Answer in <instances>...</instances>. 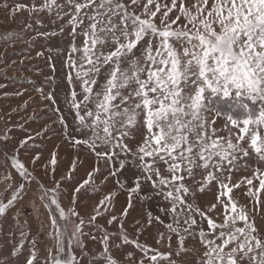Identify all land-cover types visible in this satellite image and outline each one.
I'll return each instance as SVG.
<instances>
[{
	"label": "snow or ice",
	"instance_id": "obj_1",
	"mask_svg": "<svg viewBox=\"0 0 264 264\" xmlns=\"http://www.w3.org/2000/svg\"><path fill=\"white\" fill-rule=\"evenodd\" d=\"M0 7L9 9L7 3ZM25 9L30 14H54L58 20L67 17L71 43L61 58L70 86L65 102L74 116L72 126L64 117L59 123L77 149L76 160L83 163L92 157L95 164L74 192L98 191L94 173L101 170L112 178L126 168L135 171L132 184L122 176L116 181L118 190L127 193V208L120 217L112 215L108 224L117 221L120 232L100 228V237L91 236L103 249L90 257L89 264H122L111 255L110 240L116 248L136 245L143 258L132 264L145 260L175 264L170 253L129 239L123 229V217L134 200L150 199L142 195L145 186L168 204L162 211L170 222L160 221L166 229L158 233L160 247L171 248L175 236L177 254L194 250L185 247L190 240L201 245L198 264H264V0H40L38 5L33 0L31 6L13 5L11 15ZM173 10L177 14L170 15ZM64 30L62 25L60 31ZM209 94L243 95L253 105L260 104L259 112L242 104L248 118H225L232 127L226 137H217V129L209 131L216 123L208 118L213 112L205 105ZM46 99L56 103L51 94ZM7 138L6 133L0 140ZM27 143V139L19 142L24 152ZM39 159L36 155L32 163ZM57 162L53 153V173ZM10 166L19 177L35 181L46 207L54 205L59 213L50 221L48 235L54 244L40 257L33 239L26 264H81L73 252L79 249L88 255L83 238L90 233L74 207L76 196H71L65 210L58 197L67 195L66 184L53 179L49 189L16 155ZM43 167L47 175L48 165ZM240 171L252 175L233 183V174ZM72 178L69 174L61 180ZM242 185H247L240 194L243 203L240 195L233 194ZM24 188L21 183L6 203L0 202V217L15 205ZM213 188L215 200L201 205L200 194ZM116 197V191L104 194L87 223L110 212ZM153 219L149 214V223ZM66 235L71 250L64 256ZM28 237L21 229L13 255L24 248Z\"/></svg>",
	"mask_w": 264,
	"mask_h": 264
},
{
	"label": "rangeland",
	"instance_id": "obj_2",
	"mask_svg": "<svg viewBox=\"0 0 264 264\" xmlns=\"http://www.w3.org/2000/svg\"><path fill=\"white\" fill-rule=\"evenodd\" d=\"M168 2L170 3V0ZM5 3L9 5V9L0 7V137H4L7 133L8 138L0 140V202L6 203L7 199L19 189L21 183L25 185V188L15 205L0 217V264H26V260L30 258V245L33 239L37 241V254L43 257L48 248L54 244L48 235L52 231L50 221L59 216L54 205L46 207L48 202L40 198L41 191L35 181L24 180L10 166L13 155L25 163L36 177L43 178L44 185L49 189L52 187L53 179L67 185V195L61 194L58 197L65 210L71 196H76L74 207L85 219V232L90 235L83 238L84 251L88 255H82L79 249H75L73 254L77 256L81 264H89L90 257L99 256L103 249L102 243L91 239V236L100 237V228L108 233L120 232V224L117 221H113L111 225L108 224L112 215L120 217L127 208V193L118 190L116 181L122 176L126 178L129 185L132 184L135 171H129L126 168L120 176L112 178L108 177L106 170H101L94 173L93 186H98V191L74 192V188L88 178V173L92 171L95 164L92 157L83 163L76 160L77 149L70 145L66 139L68 132L59 123V117H64L66 123L72 126L74 116L65 102V93L70 92V86L67 83V69L63 66L64 61L61 58L66 57L71 43V37L68 35L69 28L65 25L67 17L64 20H58L54 14L51 16L46 12L30 14L26 9L17 11L13 16L10 11L13 5L20 3L31 6L33 0H0V5ZM35 3L38 5L40 0H35ZM175 14H177L175 10L170 13V15ZM38 19L40 23H37ZM62 25L65 28L63 32L60 31ZM77 43L79 44L80 41L78 40ZM49 94L53 96L55 104L46 99ZM242 104H246L249 110L258 114L260 104L253 105L243 95L232 94L227 98L222 94L206 96L205 105L213 111L208 113V118L216 121L215 125H210L209 131L215 128L217 137H226L228 129L232 126L225 118L231 117L235 120L248 118V112L241 107ZM261 131L264 132V129ZM29 137L34 139H28ZM26 139L28 151L24 152L19 148V142ZM53 153L56 154L58 161L54 173L50 165ZM36 155H39L40 159L33 164L32 161ZM74 160L77 166L73 171ZM249 163L255 166L253 160H249ZM43 165H48L47 175ZM128 167L130 168V165ZM69 174L73 177L71 180H61V177ZM251 175V171L236 172L233 174L232 182L235 183ZM105 177L108 178L105 179ZM254 183L258 184V181ZM246 188L247 185L234 188L233 194L240 195L246 191ZM113 191L117 192L113 209L98 216L93 224H88L87 221L93 214L94 206L99 203L104 194ZM216 194L215 188L211 192L206 189L200 194L199 203L206 205L213 202ZM142 195L150 196V199L134 200L133 207L128 209V215L123 217V229L129 239H138L146 247L159 248L161 252L170 253V259L175 261V264H198L199 251L197 250L202 251L199 243L190 240L185 247H194V250L182 251L179 254L177 251L180 246L175 236L170 242L171 248L160 247L157 244L158 233L166 231L160 221L170 222V217L162 211L168 207V204L149 186L144 187ZM261 195L264 196V192H261ZM240 201L246 202L243 195H240ZM149 214L154 218L151 223H149ZM257 223H261L259 217ZM60 224L62 225L63 221H60ZM21 229L29 233L28 241L19 253L13 255L14 248L20 239ZM117 243L122 244V241ZM64 247L62 255L67 256L71 250L67 235L64 237ZM110 253L122 264H132L133 260L138 262L143 258V253L136 248L135 244H122L121 248H116L111 240ZM128 253H132L131 258L128 257ZM101 264L104 262L101 261ZM145 264H148L147 260Z\"/></svg>",
	"mask_w": 264,
	"mask_h": 264
},
{
	"label": "trees",
	"instance_id": "obj_3",
	"mask_svg": "<svg viewBox=\"0 0 264 264\" xmlns=\"http://www.w3.org/2000/svg\"><path fill=\"white\" fill-rule=\"evenodd\" d=\"M229 100H231V99H229ZM233 100V99H232Z\"/></svg>",
	"mask_w": 264,
	"mask_h": 264
}]
</instances>
